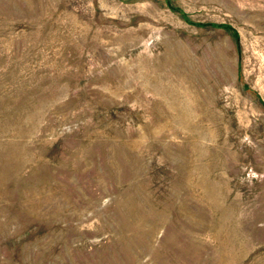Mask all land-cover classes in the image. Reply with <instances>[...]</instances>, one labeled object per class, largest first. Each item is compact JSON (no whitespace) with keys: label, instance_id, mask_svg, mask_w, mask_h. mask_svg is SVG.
<instances>
[{"label":"rangeland","instance_id":"rangeland-1","mask_svg":"<svg viewBox=\"0 0 264 264\" xmlns=\"http://www.w3.org/2000/svg\"><path fill=\"white\" fill-rule=\"evenodd\" d=\"M0 264H264V0H0Z\"/></svg>","mask_w":264,"mask_h":264}]
</instances>
